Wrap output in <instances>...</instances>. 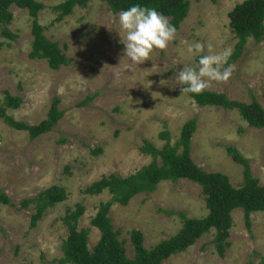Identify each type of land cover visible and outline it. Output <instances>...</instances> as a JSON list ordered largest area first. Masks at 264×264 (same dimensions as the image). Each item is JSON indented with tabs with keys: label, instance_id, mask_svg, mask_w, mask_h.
<instances>
[{
	"label": "rangeland",
	"instance_id": "rangeland-1",
	"mask_svg": "<svg viewBox=\"0 0 264 264\" xmlns=\"http://www.w3.org/2000/svg\"><path fill=\"white\" fill-rule=\"evenodd\" d=\"M40 1L45 5L40 22L46 36L60 43L71 62L54 70L47 59L30 58L32 17L27 9L12 6L14 19L8 27L19 37L7 44L0 29V42H5L0 49V106L5 104L7 92L22 97V104L8 113L37 125L47 119L53 97L60 96L65 115L55 128L36 139L0 120V188L12 200V204H0V264H41L62 258V243L68 237L62 218L79 203L86 208L80 227L91 229L92 250L100 231L91 225V219L100 203L111 201L112 195L108 191L89 195L84 190L103 177H127L151 163L152 157L140 148L146 139L163 148L166 140L160 133L166 124L175 144L184 124L195 118L192 158L201 168L227 174L235 187H241L243 165L228 153L227 147L232 145L250 160L254 175L264 184V129L250 127L238 109L199 106L190 93L182 94V85L175 79L184 65L196 67L200 55L209 54L208 43L213 45L212 54L224 50L233 54L238 40L229 13L245 0H192L187 18L167 48L155 49L150 59L130 67L116 29L117 14L107 3L90 0L86 7L77 6L72 14L56 21L59 11L53 7L65 0ZM197 41L205 45L204 51L188 53V45ZM228 66L229 79L211 81L207 90L245 103L255 96L264 106V41L249 38L241 57L223 65ZM93 94L86 105H79ZM97 148L102 151L94 153ZM53 185L63 187L68 198L49 208L31 227L34 204L21 208V202ZM163 210L205 217L208 208L201 185L187 179L163 181L154 192L134 196L128 205L112 206L110 216L121 230L130 257L134 254L133 230L144 233L149 248L180 230L181 217ZM242 210L232 212L234 223L225 257L217 253L213 230L163 264L262 262L264 211L252 214L250 232Z\"/></svg>",
	"mask_w": 264,
	"mask_h": 264
},
{
	"label": "trees",
	"instance_id": "trees-1",
	"mask_svg": "<svg viewBox=\"0 0 264 264\" xmlns=\"http://www.w3.org/2000/svg\"><path fill=\"white\" fill-rule=\"evenodd\" d=\"M90 0H65L56 4L53 9L59 11L56 21L73 13L75 7L88 5ZM107 3L109 9L118 14L131 5L140 3L150 8H156L167 16L175 26L176 31L187 18L192 0H101ZM200 2L202 0H195ZM27 9L32 17V33L34 41L30 58L47 59L52 69L59 70L69 65L71 59L64 52L58 41L51 40L45 34V27L40 22V12L45 5L40 0H0V29L3 37L10 41L18 39V34L8 27L13 19L12 6ZM230 27L237 38L233 54L227 65L237 61L249 40L254 38L257 43L264 41V0H245L237 4L229 13ZM5 42H0V49ZM67 48V45H66ZM199 106H216L225 109H238L242 120L250 127L264 129V106L252 96L250 103L229 98L225 93L205 90L201 94H191ZM95 95H90L79 105H86ZM23 102L22 97L6 93L5 104L0 106V120L17 130L29 133L31 139H36L57 126L64 117L65 111L61 108V97H53L47 119L37 125L16 120L10 115L9 109L18 108ZM160 133V138L166 140L163 148H158L150 140H144L141 152L152 157L151 163L143 166L127 177L117 174L103 177L101 180L88 186L84 193L99 195L108 191L112 195L109 202H101L98 211L91 219V225L100 231V239L91 250L89 248L90 228L80 227V220L85 214V205L79 203L74 209H68L63 216V222L68 230V237L62 243L63 257L54 262L41 264H163L172 255L187 251L204 235L215 231L213 244L220 257H225L230 247V234L233 227V211L241 208L244 212L245 225L252 232V214L264 211V184L257 178L251 167V162L235 146L227 147L233 160L243 165L245 182L241 187H235L230 177L221 172H207L192 158V138L197 128L195 118L187 121L181 129L179 140L173 144L170 130ZM102 150L97 148L94 153ZM187 179L201 185L208 208L205 217H189L182 210H163L167 215H179L182 227L168 239H163L152 247L145 244V235L140 230L131 232L130 241L133 247V256L128 255L125 241L120 238L121 230L116 229L110 216L111 208L115 203L128 205L130 200L140 193L154 192L163 181L178 182ZM68 194L63 187L53 185L35 197L24 199L21 208L34 204L35 212L32 216L31 227H35L38 220L46 211L63 202ZM0 204H12L11 197L0 188ZM258 264H264L263 261Z\"/></svg>",
	"mask_w": 264,
	"mask_h": 264
},
{
	"label": "clouds",
	"instance_id": "clouds-1",
	"mask_svg": "<svg viewBox=\"0 0 264 264\" xmlns=\"http://www.w3.org/2000/svg\"><path fill=\"white\" fill-rule=\"evenodd\" d=\"M117 23L118 28L116 29L121 36L120 42L124 45V57L128 58V67L142 64L150 59L155 49H166L175 38L176 28L169 18L156 8L140 3L120 11L117 14ZM204 48L205 45L197 41L189 44L187 51L195 55L202 53ZM207 49L209 54L200 55L196 67L184 65L183 69L176 74L177 83L182 85V94H201L209 88L211 81L229 79L231 66L223 67V65L227 64L231 55L230 50L212 54L213 45L211 43L207 44Z\"/></svg>",
	"mask_w": 264,
	"mask_h": 264
}]
</instances>
